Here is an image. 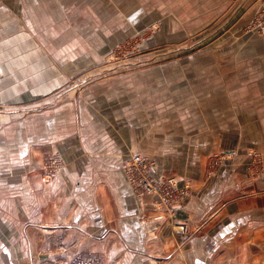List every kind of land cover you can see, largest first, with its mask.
Returning a JSON list of instances; mask_svg holds the SVG:
<instances>
[{
    "label": "crops",
    "instance_id": "obj_1",
    "mask_svg": "<svg viewBox=\"0 0 264 264\" xmlns=\"http://www.w3.org/2000/svg\"><path fill=\"white\" fill-rule=\"evenodd\" d=\"M150 4L0 0V264H264V170L245 172L248 145L264 162V33L243 31L264 0ZM226 11L200 52L90 72L148 23L183 41ZM53 153L64 165L45 180ZM133 154L194 178L174 213L134 195Z\"/></svg>",
    "mask_w": 264,
    "mask_h": 264
},
{
    "label": "rangeland",
    "instance_id": "obj_2",
    "mask_svg": "<svg viewBox=\"0 0 264 264\" xmlns=\"http://www.w3.org/2000/svg\"><path fill=\"white\" fill-rule=\"evenodd\" d=\"M243 1L248 2V0H243ZM147 2L149 6H152V4L150 3H153V0H147ZM165 2L167 4L165 6L169 9L171 0H165ZM225 14H226L225 18L224 15H221L220 17L212 19L211 22L207 23L206 26L204 25L196 29H193L192 33H190L191 35L188 34L189 38H186L183 41H180L179 39L182 38L180 34H179L180 37H178L177 35L171 36L170 30H163L162 24H160L158 20H155L152 23H148V25L142 27V29L133 31V33L130 36L126 37L125 39H122L118 44H116L112 48L110 53L106 56L104 63H102L100 66L96 67L95 69H91L90 72H92L94 75H104V74L108 75L112 73L114 74L117 72H121L124 69L128 70L129 66L131 69H133V67L135 66L136 67L142 66L147 68L155 67L173 61H177V59H179L184 55L200 52L206 49V47L211 46L219 38L224 36V33L227 30V28L224 27L229 22L228 21L229 19L235 17V11H231V12L226 11ZM257 19L259 18L255 16L254 18L247 20L246 24L243 27L244 30L243 29L242 30L245 33H252L253 31L247 28L252 27L253 23L256 24L258 22ZM262 21H264V18L262 19ZM193 24L197 25L194 22ZM94 71L96 74L94 73ZM89 78L92 77H87L84 79H89ZM248 146L250 147H247L246 153L247 155H249L250 160H251L252 152H257L262 156L263 153L261 152V150L263 149H257L256 144L248 145ZM51 157H55V158L52 159ZM227 159L228 157H226L224 153L222 154L220 153L212 157L208 163L207 174L213 175L221 166L224 165ZM55 160L56 162H54ZM216 160L219 161V163L217 166H214L212 169L211 166H213V163ZM250 160L248 161L245 167V172L249 176L252 174V161ZM63 165H64V161L62 157L58 155V153H53L46 156L42 167L43 179L51 180L56 173L62 170ZM49 169L53 171L51 176L47 174V171H49ZM263 170L264 167L260 168L258 166H255L254 171L256 172V174L250 177L256 178L260 176ZM163 176H175L178 177L180 180L189 181L191 183V187L193 186L194 180L192 179L194 178L189 176L187 178L186 177L187 175L184 176L183 174L180 175V173L176 174L173 172V174L170 173V174H165ZM192 190L193 187L191 188V193Z\"/></svg>",
    "mask_w": 264,
    "mask_h": 264
},
{
    "label": "built area",
    "instance_id": "obj_3",
    "mask_svg": "<svg viewBox=\"0 0 264 264\" xmlns=\"http://www.w3.org/2000/svg\"><path fill=\"white\" fill-rule=\"evenodd\" d=\"M247 29L258 34L264 33V22L259 19L256 24L253 23V26ZM51 158L54 159L55 157ZM250 161H252V174L250 173V176H254L256 174L254 171L255 166L264 167L263 158L261 154L252 152ZM218 163L219 161L216 160L211 168L213 169ZM153 165L154 162L148 157L134 154L124 163L123 172L125 178L134 195L137 197L146 196L153 198L155 207L169 213H174L182 202L190 196L191 183L180 180L175 176L155 177L152 174ZM52 173L51 169L47 171V174L50 176Z\"/></svg>",
    "mask_w": 264,
    "mask_h": 264
}]
</instances>
